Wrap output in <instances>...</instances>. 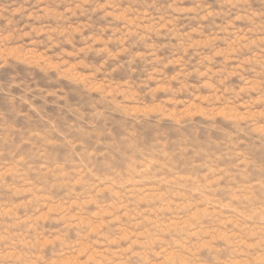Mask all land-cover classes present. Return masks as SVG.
<instances>
[{"label":"rangeland","instance_id":"obj_1","mask_svg":"<svg viewBox=\"0 0 264 264\" xmlns=\"http://www.w3.org/2000/svg\"><path fill=\"white\" fill-rule=\"evenodd\" d=\"M0 264H264V0H0Z\"/></svg>","mask_w":264,"mask_h":264}]
</instances>
